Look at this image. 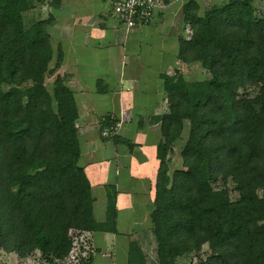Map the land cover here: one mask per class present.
Instances as JSON below:
<instances>
[{"label":"trees","instance_id":"16d2710c","mask_svg":"<svg viewBox=\"0 0 264 264\" xmlns=\"http://www.w3.org/2000/svg\"><path fill=\"white\" fill-rule=\"evenodd\" d=\"M43 1L0 0V250H38L57 264L70 229L115 231L116 209L110 200L106 220L94 218L78 164L79 110L58 73L61 51L49 47V9L61 0L45 1V14ZM254 1L223 0L201 13L196 0L182 4L190 35L178 51L206 76L164 78L150 211L157 264L191 253L197 264H264V9ZM116 122L106 116L100 127ZM179 139L181 165L171 169ZM128 264L145 257L130 253Z\"/></svg>","mask_w":264,"mask_h":264},{"label":"crops","instance_id":"0c3cea01","mask_svg":"<svg viewBox=\"0 0 264 264\" xmlns=\"http://www.w3.org/2000/svg\"><path fill=\"white\" fill-rule=\"evenodd\" d=\"M164 1L148 23L128 30L112 15L111 0H61L49 9V47L61 51L58 73L79 110L78 164L90 182L94 218L106 220L110 200L116 209L115 231L87 230L95 249L90 264H128L130 253L157 264L150 211L159 118L168 104L164 78L197 69L178 51L183 2ZM106 116L117 120L113 136L122 140L102 134Z\"/></svg>","mask_w":264,"mask_h":264},{"label":"built area","instance_id":"2783aa9c","mask_svg":"<svg viewBox=\"0 0 264 264\" xmlns=\"http://www.w3.org/2000/svg\"><path fill=\"white\" fill-rule=\"evenodd\" d=\"M164 0H111L112 15L126 28L148 23L156 11L165 8ZM185 36L190 35V28L185 24ZM118 124L111 131L104 129L102 134H113ZM71 247L67 256L54 260L57 264H90V257L95 249L87 230L70 229ZM40 254V252L38 251Z\"/></svg>","mask_w":264,"mask_h":264},{"label":"rangeland","instance_id":"374dc122","mask_svg":"<svg viewBox=\"0 0 264 264\" xmlns=\"http://www.w3.org/2000/svg\"><path fill=\"white\" fill-rule=\"evenodd\" d=\"M44 0L42 3H38L37 9L40 10L42 14L46 13V6H45ZM185 0H181V2H184ZM200 6L199 12L201 13L204 9L208 8L212 4H218L223 2V0H196ZM178 2V0L176 1ZM254 6L257 9L263 8L264 9V0H255ZM197 64L195 70L187 69L184 71V76L187 79H198L206 76V71L201 67L199 62L193 63ZM51 80L52 77H49L47 79V86L48 88L51 87ZM181 139L177 140L174 143L173 151L171 155V161H170V168H177L181 165ZM231 187V184H230ZM205 249V246H204ZM199 260V257H197L194 254H187L179 257L177 259L178 264H197ZM0 264H49L44 260V258L38 253V250H34L31 253L27 254L26 256H18L14 252L6 253L3 250H0Z\"/></svg>","mask_w":264,"mask_h":264}]
</instances>
